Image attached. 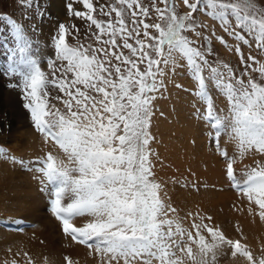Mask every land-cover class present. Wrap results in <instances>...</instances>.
Wrapping results in <instances>:
<instances>
[{
	"label": "snow or ice",
	"instance_id": "snow-or-ice-1",
	"mask_svg": "<svg viewBox=\"0 0 264 264\" xmlns=\"http://www.w3.org/2000/svg\"><path fill=\"white\" fill-rule=\"evenodd\" d=\"M33 3L21 0V7ZM66 7L86 27L82 34L77 24L60 23L47 58L23 24L0 16L11 37L0 41L8 53L3 74L51 146L31 161L0 148V159L38 174L58 231L94 264H264V245L257 252L246 243L239 220L233 238L209 211L172 203L152 131L157 101L182 70L193 116L223 165L225 185L211 188L233 192L231 212L264 224V8L254 0H70ZM213 40L242 67L221 59ZM217 97L226 107H217ZM182 179L185 188H209ZM4 264L36 262L17 251ZM63 264L78 261L65 254Z\"/></svg>",
	"mask_w": 264,
	"mask_h": 264
},
{
	"label": "rangeland",
	"instance_id": "rangeland-1",
	"mask_svg": "<svg viewBox=\"0 0 264 264\" xmlns=\"http://www.w3.org/2000/svg\"><path fill=\"white\" fill-rule=\"evenodd\" d=\"M69 2L70 0H34L32 7H21V0H0V16L11 17L23 24L32 40L38 45L40 54L47 58L52 54L51 40L60 23H75L81 27L82 34L86 27L81 21L69 17L66 7ZM254 3L264 8V0H254ZM73 7L79 9L81 5L74 3ZM201 19L209 25L214 24L210 19L204 17ZM215 30L217 35H224L229 44L232 43L227 34L223 33L218 22H215ZM4 38H7L8 43L11 44L8 25L0 19V41ZM212 47L221 59L230 62L234 68L242 67L238 58L217 41L213 40ZM244 50L247 53L248 50L246 48ZM3 54L4 59H0V95L6 98L2 103L0 102V148L7 150L9 155L31 161L42 156L51 146L45 145L42 137L34 130L30 115L23 107L24 101L19 90L9 87L14 81L3 74L8 63V53L0 47V56ZM1 60H4V64ZM176 84H182L183 87L177 88ZM190 87L191 81L188 75L178 70L168 83V90L163 98L157 101L158 112L152 131L157 137V143L153 148L160 153L163 161L162 167L157 166L158 177L164 183L167 196L174 205L184 212L196 211L197 206L209 211L218 221L224 222L228 235L238 238L231 226L232 223L239 220L243 227L247 222L248 224L253 222L249 217L238 216L231 212L229 205L234 199L233 192L226 188L223 191L211 188L212 185H216L217 189L225 185L221 175L223 165L214 149L209 147L207 128L193 116L192 105L195 99L189 93ZM216 104L218 108L226 107L222 97H217ZM160 112L163 116H160ZM171 144H175L179 154L168 151ZM179 155H183L182 158ZM176 159L178 161H175ZM206 166L209 168L208 171ZM193 173L195 176L192 175ZM36 175L38 174L0 159V264H4L5 260H11L17 251H28L36 264H43L44 257H48L49 264H63L65 254L77 260L78 264H94L91 258L86 256V250L82 246L75 245L58 231L57 222L50 215L49 196L42 191L39 180L33 179ZM185 177L189 181L196 180L201 184H207L209 188L207 190L201 188L200 191L185 188L182 179ZM174 180H181V183L175 184ZM9 189H13V194L9 195ZM209 190L210 194H207ZM39 192L41 197L45 196L41 198ZM35 200L39 201L36 205L33 204ZM15 201L22 203L19 208L6 210L5 206L8 202ZM37 206L41 211L36 210ZM221 208L223 212L220 211ZM4 216H13L23 223L14 228L8 227L3 221ZM18 228L23 231H17ZM41 240L45 243L41 244ZM260 246L261 243L256 248L257 252ZM9 248L12 249L11 253L8 251ZM220 264H234V262L221 260Z\"/></svg>",
	"mask_w": 264,
	"mask_h": 264
},
{
	"label": "bare ground",
	"instance_id": "bare-ground-1",
	"mask_svg": "<svg viewBox=\"0 0 264 264\" xmlns=\"http://www.w3.org/2000/svg\"><path fill=\"white\" fill-rule=\"evenodd\" d=\"M6 97L5 96H3V95H0V102L2 103V100L3 99H5ZM185 147H187L188 148V146H185ZM181 148H183V147H181ZM186 150V149H185ZM189 150H190V147H189ZM168 151H170L172 154H175V153H178L179 154V150L176 148V146H175V144H171V146H170V150H168ZM187 152H189V151H187ZM169 153V152H168ZM171 153H170V155H171ZM188 154V153H187ZM183 155H185V153L183 152ZM182 155V156H183ZM172 156V155H171ZM179 156H181V155H179ZM182 156H181V158H182ZM181 158L179 159V160H181ZM183 160H185V159H183ZM182 160V161H183ZM175 161H178L177 159L175 160ZM179 165H181L180 163H178ZM206 169H207V171L209 170V168L206 166ZM208 173H212V172H208ZM31 187H32V184H31ZM33 188V187H32ZM34 189V188H33ZM9 191V195H10V193H12L13 194V189H9L8 190ZM36 191V190H35ZM38 191H40V189L38 190ZM41 192H39V195H40V197H41V194H40ZM36 194H38L37 192H36ZM207 194H210V190L209 191H207ZM37 196V195H36ZM36 196H34L33 198L35 199V197ZM43 196H45V195H43ZM43 196L41 197V198H43ZM40 197H39V200H40ZM48 197V196H47ZM36 198H38V196L36 197ZM33 199V200H34ZM36 200H38V199H36ZM35 200V203H33L34 205H36V204H38V203H36V202H39V201H36ZM42 200V199H41ZM44 200V199H43ZM40 202H42V201H40ZM44 203V202H43ZM22 203H18V202H8V204L5 206L7 209L6 210H9V209H17V208H19V206L21 205ZM42 204V203H41ZM41 204H40V206L39 207H41ZM37 206V208H36V210L37 209H39V207ZM41 209V208H40ZM39 209V211H41ZM39 214V213H38ZM4 220V222H6L7 223V226L8 227H11V228H14L17 224H15V223H12V221H15V220H17L15 217H13V216H4V218H3ZM49 222V221H48ZM44 223H45V221H44ZM47 224V223H46ZM51 224V223H50ZM243 230H244V233H245V235H246V237H247V240H246V242L247 243H249L255 250H256V248H257V246H258V244H260L261 243V245H264V224H261V223H259L258 221L257 222H255V223H252V224H248V222H247V225L246 226H243Z\"/></svg>",
	"mask_w": 264,
	"mask_h": 264
},
{
	"label": "crops",
	"instance_id": "crops-1",
	"mask_svg": "<svg viewBox=\"0 0 264 264\" xmlns=\"http://www.w3.org/2000/svg\"><path fill=\"white\" fill-rule=\"evenodd\" d=\"M4 54H3V56H0V59H4ZM1 62L4 64V60H1Z\"/></svg>",
	"mask_w": 264,
	"mask_h": 264
}]
</instances>
